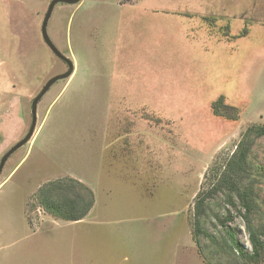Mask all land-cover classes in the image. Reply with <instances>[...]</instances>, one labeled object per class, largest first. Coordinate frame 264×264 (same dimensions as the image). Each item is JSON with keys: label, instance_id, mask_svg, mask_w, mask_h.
<instances>
[{"label": "rangeland", "instance_id": "374dc122", "mask_svg": "<svg viewBox=\"0 0 264 264\" xmlns=\"http://www.w3.org/2000/svg\"><path fill=\"white\" fill-rule=\"evenodd\" d=\"M50 1L0 0V159L67 69L41 36ZM46 29L73 72L0 171V264H264L228 234L250 252L245 189L264 241V0H79L55 4ZM240 142L245 172L221 181ZM67 177L93 194L80 220L39 205ZM73 190L60 197L88 196Z\"/></svg>", "mask_w": 264, "mask_h": 264}, {"label": "trees", "instance_id": "16d2710c", "mask_svg": "<svg viewBox=\"0 0 264 264\" xmlns=\"http://www.w3.org/2000/svg\"><path fill=\"white\" fill-rule=\"evenodd\" d=\"M243 32L245 31L243 30L242 33ZM253 129L258 135H264V126H257ZM248 131H252L251 128H248L247 132ZM247 153L248 148H245L244 144L240 142L239 145H237L236 150L225 162L221 181H224L226 179L232 181L233 177H230L229 175H235L236 178V176H241L240 173L245 172V168L247 166ZM229 186L233 188V185ZM74 188L82 189L85 192V195L88 196L85 197V199L80 197L79 195H75L72 197H66L63 195L62 197H60L61 194H66L68 190H73ZM235 190L239 198L240 206L244 209L243 218L251 244L250 252L243 248V246L235 238L233 233H228L229 240L232 247H234L236 251L241 253L243 257L247 258L250 261L257 262L259 256L261 255L262 249L264 250V241L260 238V233H256L254 228L251 226L252 214L255 211L256 204L254 203V199L251 197L250 193L247 190H240L239 188ZM37 194L39 198V205L45 212L57 219L67 221H76L82 219L87 214L93 203V194L89 187L83 182L72 177H67V179L65 180L59 178L56 180L47 181L42 185ZM54 194H56V197L54 196ZM199 203L200 201L198 198L195 202V209L198 208Z\"/></svg>", "mask_w": 264, "mask_h": 264}, {"label": "water", "instance_id": "95a60500", "mask_svg": "<svg viewBox=\"0 0 264 264\" xmlns=\"http://www.w3.org/2000/svg\"><path fill=\"white\" fill-rule=\"evenodd\" d=\"M79 0H51L46 8V11L44 13L42 22H41V27H40V32L42 39L45 43V45L49 48V50L59 59L63 60L67 64V69L61 73L55 74L51 76L47 81L42 85L40 90L37 92V94L33 97L31 101V106H30V112H31V122L29 129L27 133L20 139L18 140L14 145H12L1 157L0 159V171L5 164L6 160L8 157L19 147L24 145L26 142L29 141V139L32 137L35 125H36V106L37 102L41 99V97L49 90L51 85L56 82L57 80L65 79L71 75L73 72V62L71 59H69L67 56H65L52 42L50 37L47 34V22L48 19L51 15V12L53 10V7L57 3H67V4H73L78 2Z\"/></svg>", "mask_w": 264, "mask_h": 264}, {"label": "crops", "instance_id": "0c3cea01", "mask_svg": "<svg viewBox=\"0 0 264 264\" xmlns=\"http://www.w3.org/2000/svg\"><path fill=\"white\" fill-rule=\"evenodd\" d=\"M1 42V41H0ZM0 46H1V44H0ZM4 50L2 49V48H0V64L2 65V67L0 66V83H4V84H2L1 85V88H0V90H1V92L2 91H4L5 90V93H4V95H3V99L4 98H6V96H7V94H6V91H8L9 90V88H11L12 87V84H10V82H7V84H6V78H8L7 76H8V74L6 73V70L4 69V66H5V63H6V61H4V60H2V59H4L5 57H2V55H1V53L3 52ZM8 99V98H7ZM11 100L10 99H8L7 100V102L9 103ZM3 102V100H0V103H2ZM7 102H5V104L3 105V106H6L7 105ZM19 102V101H18ZM11 103V102H10ZM17 105V104H16ZM4 119L6 120V117H4ZM7 124H6V122L4 121L3 122V124H2V127H3V130L5 131L6 130V126ZM0 185H2V183L0 184ZM2 188V186H0V189Z\"/></svg>", "mask_w": 264, "mask_h": 264}, {"label": "flooded vegetation", "instance_id": "af4514ba", "mask_svg": "<svg viewBox=\"0 0 264 264\" xmlns=\"http://www.w3.org/2000/svg\"><path fill=\"white\" fill-rule=\"evenodd\" d=\"M64 64L66 65V67H67V64L64 62Z\"/></svg>", "mask_w": 264, "mask_h": 264}]
</instances>
